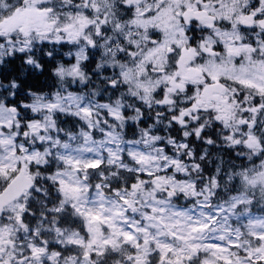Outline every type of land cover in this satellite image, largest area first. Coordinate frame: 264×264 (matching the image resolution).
I'll return each instance as SVG.
<instances>
[{
	"label": "snow or ice",
	"instance_id": "snow-or-ice-1",
	"mask_svg": "<svg viewBox=\"0 0 264 264\" xmlns=\"http://www.w3.org/2000/svg\"><path fill=\"white\" fill-rule=\"evenodd\" d=\"M0 264H264V0H0Z\"/></svg>",
	"mask_w": 264,
	"mask_h": 264
}]
</instances>
